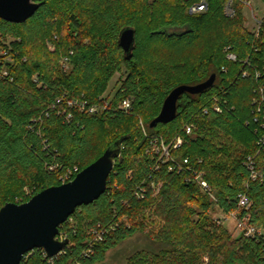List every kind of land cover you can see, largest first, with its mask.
<instances>
[{"label": "trees", "instance_id": "obj_1", "mask_svg": "<svg viewBox=\"0 0 264 264\" xmlns=\"http://www.w3.org/2000/svg\"><path fill=\"white\" fill-rule=\"evenodd\" d=\"M201 1L44 0L23 24L0 19L8 51L0 55V210L62 185L77 168L75 179L121 147L106 192L60 228L69 234L63 254L37 249L21 264H96L136 234L150 248L128 264H264V19L256 38L239 0L232 17L229 0H207L206 12L191 14ZM126 28L136 30L131 60L119 43ZM123 67L129 75L109 92ZM213 74L212 88L180 98L173 122L151 128L175 88ZM126 100L129 111L120 108ZM178 137L183 145L163 163L155 148ZM240 195L251 200L249 210L239 207ZM217 209L248 217L263 237H234L213 217ZM97 230L104 237L93 242Z\"/></svg>", "mask_w": 264, "mask_h": 264}, {"label": "water", "instance_id": "obj_2", "mask_svg": "<svg viewBox=\"0 0 264 264\" xmlns=\"http://www.w3.org/2000/svg\"><path fill=\"white\" fill-rule=\"evenodd\" d=\"M44 0H0V19L23 24L31 19ZM131 60L136 44V30L126 28L119 40ZM217 76L213 74L198 85H181L165 99L161 112L151 128L168 124L177 118L178 102L188 93L202 94L212 88ZM117 143L102 157L82 170L74 180L50 187L26 203H8L0 210V264H21L34 250L43 249L50 258L62 253L69 241H58L60 227L82 206L96 202L106 192L108 180L120 157Z\"/></svg>", "mask_w": 264, "mask_h": 264}, {"label": "built area", "instance_id": "obj_3", "mask_svg": "<svg viewBox=\"0 0 264 264\" xmlns=\"http://www.w3.org/2000/svg\"><path fill=\"white\" fill-rule=\"evenodd\" d=\"M239 2L242 3L245 7L251 6V4H252V0H239ZM233 4H234V0H229V3L227 4L226 10H225L226 14L228 16H231V17L235 15V9H234V5ZM207 10H208L207 0H203L200 3H197V4L192 6L190 8V13L191 14L203 13V12H206ZM263 19H264V13L262 15V18L260 20H257L256 29L254 31H252L254 33V35L256 36V38H259V36H260ZM0 43H3V39H1V38H0ZM227 51H228V49H227ZM7 54H8V51L6 49H4L3 46H0V55L7 56ZM228 57H229V59H231L233 61H236V59H237V57L234 54H229ZM67 62H68L67 59L63 60V65L64 66L67 65ZM68 105L70 107H79L81 110H85L87 108V106L84 103L73 102V101L68 102ZM120 108L122 110H124V111L131 110L132 109L131 100L124 101L122 103V105L120 106ZM215 110L218 111V112H221L222 108L219 105H217L215 107ZM97 111H98V107L97 106H93V107L89 108V112L90 113H95ZM193 130H194V125H188L186 127V134L188 136L191 135L193 133ZM184 141H185L184 138L178 137L177 139H175L169 145H166L165 143L162 142L160 146L155 148L156 153L160 154V161H162L163 163H166L169 160H171L172 159L171 158V148H174V149L179 148L181 145H183ZM185 164H188V160H185ZM247 165H248V168L250 169V171L252 173V177H251L252 180H256L257 178L261 177V175L259 173H257V171L255 170V163H254L253 159H249ZM76 172H78L77 168L75 170H73V171L72 170L69 171L65 176H63V178L61 179L62 184H66V183L71 182L72 180H74V179H72V176H74V174H76ZM195 181L204 190H207V191L210 190L209 185H208L207 181L205 180L203 174H197L196 178H195ZM137 195L140 196L139 193ZM251 206H252L251 200L245 195H240L239 207L241 209L249 210L251 208ZM227 217H228V219H233L234 218L237 221V228L239 229V233L241 235H243V236H245L247 238H262L263 237V233L262 232H258L254 226L249 225L248 217H244L243 219L239 220L238 219V215L234 214V213L231 214V215H227ZM215 220L218 223H223L220 218H217ZM65 224H69L70 226H73L74 219L69 218L67 220V222L64 223L62 226H64ZM103 237H104V230H97V231H95L93 242L102 241ZM57 240L61 241V242H64L66 240L69 241L68 232L67 231H62V232L59 231V235L57 236ZM63 252L60 253L58 256L63 254ZM46 255L48 256L47 253H46ZM54 258H56V257H54Z\"/></svg>", "mask_w": 264, "mask_h": 264}, {"label": "rangeland", "instance_id": "obj_4", "mask_svg": "<svg viewBox=\"0 0 264 264\" xmlns=\"http://www.w3.org/2000/svg\"><path fill=\"white\" fill-rule=\"evenodd\" d=\"M263 13H264V4L259 0H252L251 6L248 7L244 6L246 26L250 31H254L256 29L257 20H260L262 18ZM61 64L63 65V61L61 62ZM63 67L64 70L67 69L69 70L70 64L65 66L63 65ZM128 75L129 72L127 68L123 67V71L121 73L118 72L116 76L112 79L109 92L115 88L119 78L125 80ZM116 89H118V86L116 87ZM26 195L28 198L32 196L31 192H29L28 190L26 191ZM32 198L33 197H31V199ZM213 217L215 219L220 218L223 222V225L229 229V231L234 235V237L240 236L239 229L237 228V221L234 218L228 219L227 215L221 213L218 209L216 210L215 213H213ZM150 243H151L150 240L144 234H136L132 238L126 240L124 243L119 245L117 248L110 250L107 253L106 259L96 264H128V260L133 254L142 250L149 249Z\"/></svg>", "mask_w": 264, "mask_h": 264}]
</instances>
